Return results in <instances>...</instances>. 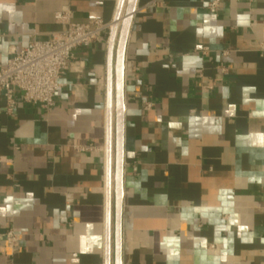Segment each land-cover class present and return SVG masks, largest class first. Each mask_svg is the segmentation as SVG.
<instances>
[{
	"label": "crops",
	"instance_id": "crops-1",
	"mask_svg": "<svg viewBox=\"0 0 264 264\" xmlns=\"http://www.w3.org/2000/svg\"><path fill=\"white\" fill-rule=\"evenodd\" d=\"M212 1L136 2L120 264H264V0H220L210 14ZM118 3L0 0V68L11 49L65 31L56 12L112 24ZM107 52L105 40L75 49L49 110L16 93L7 114L0 93V264H113ZM7 230L19 238L14 252Z\"/></svg>",
	"mask_w": 264,
	"mask_h": 264
},
{
	"label": "built area",
	"instance_id": "built-area-1",
	"mask_svg": "<svg viewBox=\"0 0 264 264\" xmlns=\"http://www.w3.org/2000/svg\"><path fill=\"white\" fill-rule=\"evenodd\" d=\"M244 1L247 4L252 2ZM219 5L220 0H213L206 10L215 14ZM53 18L55 24L65 27V31L51 35L46 41L32 39L20 50L11 49L5 65L0 68V93L7 114L16 107V93L26 104L38 105L44 110L52 108L53 95L60 88L61 77L70 67L73 51L104 40L107 42L113 25L99 20L74 23L66 8L56 12ZM220 70L225 72L223 68ZM142 105L144 111L152 108L148 102H142ZM89 149L80 148L82 151ZM1 237L11 252L19 247V238L13 231L7 230Z\"/></svg>",
	"mask_w": 264,
	"mask_h": 264
},
{
	"label": "water",
	"instance_id": "water-1",
	"mask_svg": "<svg viewBox=\"0 0 264 264\" xmlns=\"http://www.w3.org/2000/svg\"><path fill=\"white\" fill-rule=\"evenodd\" d=\"M137 0H119L116 16L108 35L106 102V185H113V264L121 262V210L124 132V57L132 15ZM123 12V16H121ZM106 245L110 244V191L106 201Z\"/></svg>",
	"mask_w": 264,
	"mask_h": 264
}]
</instances>
